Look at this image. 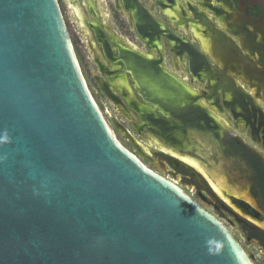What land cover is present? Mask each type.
<instances>
[{
  "label": "water",
  "instance_id": "95a60500",
  "mask_svg": "<svg viewBox=\"0 0 264 264\" xmlns=\"http://www.w3.org/2000/svg\"><path fill=\"white\" fill-rule=\"evenodd\" d=\"M0 264H254L117 139L58 0H0Z\"/></svg>",
  "mask_w": 264,
  "mask_h": 264
},
{
  "label": "rangeland",
  "instance_id": "374dc122",
  "mask_svg": "<svg viewBox=\"0 0 264 264\" xmlns=\"http://www.w3.org/2000/svg\"><path fill=\"white\" fill-rule=\"evenodd\" d=\"M136 1L151 14L152 18L155 21L160 22L173 34H176L181 38L183 36L186 41L194 44V46L205 56L209 68L212 72L216 69L219 63L214 58H212L209 53L202 49L198 38L192 33L191 29L187 25L183 27L175 26L167 16V14H165L160 8L161 12L163 13L162 14L160 10L154 5V0ZM180 1L182 4H185L186 0ZM192 1L198 8H201L197 3V1L199 0ZM212 1L213 0H208L207 3H212ZM229 1L231 2V0ZM58 2L88 88L96 104L104 115V118L107 120L108 124L114 131L117 139L121 142V144L132 154L134 153V155L153 172L171 181L172 183L174 182L177 187H186L184 184V180L186 179H184L183 177V171L180 168H178L177 170H173L170 165V159L168 157H163L159 151L169 152L167 150L172 149L179 155L188 157L190 156L192 159L196 160L207 172H209L215 180H223L224 184L228 188H230V190L238 193H244L246 197L252 201L251 204H254L253 200L247 193V189L241 188H244L245 186L249 188L251 185V176L249 174V170L238 159L232 157V155L230 154H225V147L222 146V153H219L217 148H213L218 147L219 139L222 145V143H226V141H228L231 137V132L233 131V122L228 112L224 111L223 113H220L223 123V129L220 132V135L228 125L229 127H227V131L223 132L221 137L219 136L217 140L212 138L211 136L207 137L205 135L195 133L191 130H187V132L183 133V136H178V134L171 135V142H167L164 139L162 141H159L160 137L156 136L153 132H149L147 129L138 131L135 128V125L139 124V120L135 113L130 111L124 104V102L123 104L113 103L105 96V94L101 91L99 85L96 83L95 78H105L104 74L99 71L96 62L101 61L104 63L106 62V60L101 46L99 44H95L92 30L89 28V23L95 22L102 25L103 31L105 32L109 40L113 39L116 43H120L126 47L135 49V51H138L144 55L153 53L156 57H162L161 59L164 68H166L168 71H171L176 77L183 80L186 84H189L190 86L195 88L197 92L200 91L205 93L209 90L210 80L207 77L205 78L208 80L207 88L205 79L200 81L194 78L191 72V65V71L190 68L188 69V56L186 54H183L180 57L176 56L172 44L169 42L165 35H160L161 51L156 52L155 50L151 49L148 46L147 42L138 34L135 26L133 28L134 24L132 25V12L124 7L122 0H58ZM121 3L124 9L122 8ZM215 5H217V3L213 4V6ZM91 7L94 11V14L91 11ZM225 7L226 4L217 9L220 11V16H223V19H225L224 16H226L225 10L228 12V8ZM210 9L211 8L206 9V12L209 17L216 22L217 14L214 12V10ZM77 10H79V13H81L83 22H81V20L78 18V15L76 16ZM129 12L132 16V21ZM228 20H224V22L225 24L229 25ZM227 26L224 25L220 27V29L223 30L228 35V37L238 45L239 36L236 35L235 32L233 33V31H231V29H229ZM209 59H212L211 64L209 62ZM258 61L259 59L256 56L254 58V62L257 63ZM211 65L214 66L212 67ZM230 75L232 77L234 76V80L246 92H248L253 97V99L256 100V102H258V104L264 111V96L262 95V92L258 87V80L254 81L253 75H251L250 77H242L238 69L234 71L230 70ZM129 84L132 86L130 79ZM132 93L133 99H140L137 95L138 93L135 87H133ZM192 113L195 114V112ZM235 124L240 125L237 123ZM246 126L244 125V127ZM174 130L177 131V129ZM126 133L130 136L132 143L135 139L139 142L141 148H139L138 145L136 146L138 153L141 155L143 152L146 153L147 157L153 158L152 161H150L146 157L142 158V156L137 153L136 149L129 141ZM238 134L245 137L246 143L264 157L263 133L261 134L262 142H251V140H249L248 138V131L245 128L238 129ZM155 139H157L162 145H159V143H157ZM134 143H136V141H134ZM162 146L166 147L167 150ZM139 149H142L143 152H140ZM214 162L216 163V165L214 164ZM217 165H219L220 167ZM181 187L179 188L182 189ZM192 197L194 200H196V202H198L200 206L205 207L207 210L213 213L222 223H224L229 228L231 233L244 248L246 253L252 257V262L254 264H264V244L261 241L255 239L254 235H252L255 233L250 232L241 225L236 224L233 218L228 214L215 209L213 206L214 201L211 197H208L207 200H202L197 196L196 192L193 193ZM255 211L256 212L253 213L260 216V214H258V210ZM259 212L262 213L261 211ZM262 218L264 219V214L262 215Z\"/></svg>",
  "mask_w": 264,
  "mask_h": 264
},
{
  "label": "bare ground",
  "instance_id": "6f19581e",
  "mask_svg": "<svg viewBox=\"0 0 264 264\" xmlns=\"http://www.w3.org/2000/svg\"><path fill=\"white\" fill-rule=\"evenodd\" d=\"M157 1L161 5V8H163L164 12L168 14L170 18L174 20L175 22L177 21V18L180 17V15H184L182 20L177 21V25L184 26L185 23L189 24L192 31L199 38L200 40L199 42H201L202 48L205 51L211 53L212 56H214L215 58H217L219 61H221L224 64V69H221L217 71L215 74L211 75L212 77L216 79V82L213 88L214 89L213 93H216L218 97L220 94H222L224 97L225 103L229 107L234 108L233 110L235 114L237 113V108L235 107H238V106L239 108L240 107L243 108L244 111H247V106H249L248 104L250 103L249 95H247L240 86L236 85L232 81V78H230L227 73L228 68H230L233 65H235L236 67L242 66L243 71L245 72L246 75H249L254 69L253 66L249 63L248 59H242V57L237 58L235 56L234 53H235V50L238 51V47H237L238 45L234 44L233 41H231V39L227 36V34H225V32L221 31L216 26L217 24L216 25L214 24V22L209 17V15L204 13L205 11L202 12L198 8H196L192 0L187 1L188 10L184 9V6H182L183 4H181V1L178 2V0H167L168 2H166L165 0H157ZM200 1L202 0H199V3H201ZM213 1L214 3L224 6L223 0H213ZM129 6L132 8L133 11H135L134 5L130 4ZM211 7L209 6V8ZM178 9H182L183 14H179L180 10L178 11ZM76 13L82 22L83 19H82L81 13H79V10H77ZM134 14H135L136 21L133 18V24L135 28L137 27L140 35H142V37L148 41V44L151 49L156 50L157 52H160L161 51V41L158 38V35L162 33L163 34L167 33L170 43L172 44L173 48L177 51V56L180 57L185 53H187L190 56L189 60H191V68H192L193 75L199 76L200 79L203 80L204 73L206 72L210 73V68L206 64V61L202 53L194 46V44H191L190 42L186 41V39H184L183 36L181 38L178 35L171 33L167 28H165V26L162 27L159 24V22L158 23L154 22L153 19H151V17L144 11V9L138 8V11L136 13L134 12ZM190 14L194 15L192 16L191 19H190V16H191ZM218 15H219V12L217 13V18H216L218 25L220 27L224 25L227 26L228 24H225L223 18ZM228 19H229L228 20L229 25L227 27L231 29L233 33L235 32V34L239 36L241 46L248 52L249 55H251V48L253 46L252 41H251L252 36L249 34V31L243 30V26L247 22L251 21L253 26L260 27L257 25L258 22L256 20H251L249 16H244L236 12L231 14L230 18ZM92 26L96 29V27L93 24ZM96 26L98 29L101 28L98 25ZM89 28H90V24H89ZM101 31L97 33L98 39L101 42H103V47L105 48V52L110 60L111 68L110 70H106L105 66L101 64L99 61L96 62V64H97L98 69H100L101 67V71H104V72L106 71L108 78L110 79L111 87H109L110 85L107 84V80L104 81L100 77H97L99 81V87L103 90L104 94L113 103L123 104L124 102V104L127 106V108L130 111L134 113L137 111L143 121V125L140 128L143 129L147 122L148 123L147 125L149 128H152V129L154 128L153 131L157 132L158 130H155V129H160L161 130L160 136L166 140H170V134L173 132L174 129H177V131L185 130L183 132H179L178 136L179 135L183 136L184 132H187V130H191L195 133L202 134L207 137L211 136L212 138L216 140L219 138L216 136L214 132H210L209 130L205 131L203 129H197L196 127H188V126H200V127L202 126L203 127L202 124L205 123L206 125H208L209 129L217 130L218 132H220L222 129V126L220 124L219 119L221 118V116L219 118L218 116L213 115L210 111L204 109L203 103L200 101V96L195 95V93L197 92L196 90H194L195 88L193 89L185 85L182 82L183 80L181 81L179 78L173 75V73L169 72L166 68H164L162 64V59H161L162 57L160 58L158 57L159 59L156 60V57L153 54L146 56L142 53L135 52L134 50L127 48L121 44L113 42L112 46L117 48L119 51V55L118 57H116L114 56V53H113L114 48H112L110 43H108L109 41L107 42L105 40L104 38L105 36L102 35ZM142 58L143 59L145 58L147 60L145 61ZM124 63L127 65L125 66V69H126L125 71L120 69L122 68V65ZM131 64H132V67H131ZM127 71L131 73V78H132V82L134 86L136 88L142 87V90L140 92L142 95L141 97L143 101L147 103V105H145L144 107L140 105L139 103H137L138 101L136 102V100L133 99V95H132L133 93L131 91L132 88L130 89L128 85L129 83H128L127 74H126ZM112 86H115V88L117 87L123 93V96L127 98L129 102L124 97L119 96V94L117 98L113 93V91H115L116 89L113 90ZM126 90L129 91V95H127ZM213 93L210 95V98L213 97ZM131 95H132V98H131ZM91 97L93 101L95 102L92 94H91ZM215 103L212 102V106H215L216 105ZM96 106L99 109L97 104ZM156 108L159 109L160 113L165 114L167 117H171L172 119L178 118L179 121L174 123L173 121L170 122L169 119H163V117L161 118L160 116L156 114L155 112ZM134 109L136 111H134ZM99 111L101 112L100 109ZM192 112H195V114H193ZM202 113L206 115V117L209 120H204ZM102 116L104 117L103 114ZM137 118L139 119V116H137ZM105 121L107 125L110 127L106 119ZM110 129L112 130L111 127ZM112 132L114 133L113 130ZM149 132H152V131H149ZM126 135L129 141L131 142L132 146L136 149V145L138 144L137 143H135L136 145L133 144L134 141L132 143L130 136L127 133ZM159 141H162V139L161 140L159 139ZM138 147L141 148L140 146ZM139 150L143 152L142 149H139ZM169 151L173 153L174 150L170 149ZM144 157L152 161V158H149L146 155ZM178 158H182V156ZM182 159L188 164H191L194 168H197L200 173L205 175L204 176L205 178L207 177L204 169L200 166V164L196 160L192 159L190 156L183 157ZM142 164L146 168H148L144 163ZM210 176L212 178V181H216L212 177L211 174ZM206 179L208 180V177ZM213 187L217 191V193L221 195L219 188H217L215 185ZM223 193H225V191H223ZM250 260H251V257H250Z\"/></svg>",
  "mask_w": 264,
  "mask_h": 264
},
{
  "label": "flooded vegetation",
  "instance_id": "af4514ba",
  "mask_svg": "<svg viewBox=\"0 0 264 264\" xmlns=\"http://www.w3.org/2000/svg\"><path fill=\"white\" fill-rule=\"evenodd\" d=\"M166 2H168L167 0H165ZM180 0H178V2H179ZM187 1L188 0H186L185 1V4L183 3V5L182 6H184V9H187L188 10V4H187ZM207 1L208 0H202V1H200L201 3H199V1H197V3L199 4V6L200 5H202V6H200L201 8H198L195 4H194V2H193V4L196 6V8H198L200 11H205L204 13H206L207 14V12H206V9H209V8H206V6L207 7H211V9L212 10H214V12L217 14L218 12H219V15L218 16H220V11L219 10H217L219 7H222L221 5H219V4H217V5H215V6H213V1H212V3H207ZM224 1V4H226V7L225 8H228L227 10H228V12L225 10V12H226V16H224L225 17V19H223V20H228V17L231 15V14H233V13H240L241 15H244V16H249L250 17V19L251 20H256L258 23H257V25L258 26H260V27H255V26H253V24L251 23V21L250 22H247L245 25H244V28H243V30H245V31H249V34L252 36V44H253V46H252V48H251V55H249L248 54V52L241 46V44H240V38L238 37V40H239V44H238V51L237 50H235V56L237 57V58H240V57H242V59H248V61H249V63L253 66V71L249 74V75H246L245 74V72L243 71V67L242 66H235V65H233V66H231L230 68H228V71H227V73H228V75H229V77L230 78H232V81L236 84V85H238V86H240L238 83H236V81L234 80L235 78H234V76L232 77L231 75H230V70H239V73H240V75H242V77L244 76V77H250L251 75H253V79H254V81H257L258 82V87L260 88V90H261V92H262V95L264 96V15L261 13V11H260V9L257 7V6H255V7H252V6H248V5H243V4H240L238 1H236V0H231V2H232V5H231V2L229 1V0H223ZM122 2H123V5H124V7L126 8V9H128V10H130L131 12H132V16H133V18H134V20L136 21V19H135V14H134V12L136 13L137 11H138V8H142V9H144V11L151 17V19H153L152 18V16H151V14L145 9V8H143L142 6H140V4L139 3H137V1L136 0H122ZM155 2H157L158 3V1L157 0H154V5L160 10V8H161V5L158 3H155ZM165 2V3H166ZM131 4V5H134L135 6V11H133L132 10V8L129 6V5ZM182 4V3H181ZM206 4V5H205ZM121 6H122V3H121ZM216 7V8H215ZM122 8H123V6H122ZM224 8V9H225ZM230 8V9H229ZM124 9V8H123ZM210 9V10H211ZM161 10L164 12V10H163V8H161ZM161 10H160V12H161ZM180 10V11H179ZM91 11H92V13L94 12L93 11V9H92V7H91ZM178 11H179V14H183V10L182 9H178ZM75 12V11H74ZM162 13V12H161ZM165 13V12H164ZM76 14V13H75ZM94 14V13H93ZM129 14H130V12H129ZM163 14V13H162ZM166 14V13H165ZM191 15V14H190ZM76 16H77V14H76ZM130 16H131V14H130ZM132 16H131V21H132ZM167 16L169 17V19L174 23V25L175 26H178L177 25V21H180V20H182L183 19V16L184 15H180V17H178L177 18V21L175 22L174 20H172L171 18H170V16L167 14ZM192 16H194L193 14L190 16V19L192 18ZM222 18H223V16H221ZM79 18V17H78ZM230 18V17H229ZM153 21L154 22H156V23H158L157 21H155L154 19H153ZM213 21V20H212ZM82 22H83V20H82ZM214 22V24L220 29V26L218 25V22H217V20H216V22L215 21H213ZM90 24V29H92V33H93V37H95L94 38V40H95V44H99L100 46H101V48H102V52L104 53V57H105V60H106V62H101V61H99L101 64H103L104 66H105V68H106V70H110V68H111V64H110V60H109V58H108V56H107V54H106V52H105V48L103 47V42H101L99 39H98V32H100L101 30V33H102V35L103 36H105L104 38H105V40L108 42V43H110V45H111V47L112 48H114V56H116V57H118V55H119V51H118V49L117 48H115V47H113L112 45H113V42H115L113 39H111V40H109V38L107 37V35L106 34H104L105 32L103 31V27H102V25H100V24H98V23H95V22H90L89 23ZM92 24L96 27V29L92 26ZM159 24L162 26V27H164L160 22H159ZM96 25H98V26H100L101 28L100 29H98L97 28V26ZM132 25H133V22H132ZM185 25H187L190 29H191V27H190V25L189 24H187V23H185L184 24V26ZM179 26H181V25H179ZM181 27H183V25L181 26ZM133 28H134V25H133ZM166 28V27H165ZM168 29V28H167ZM247 29V30H246ZM135 30V29H134ZM136 30H137V32H138V34L140 35V33H139V31H138V29H137V27H136ZM169 30V29H168ZM221 30V29H220ZM170 31V30H169ZM191 31H192V29H191ZM221 31H223V30H221ZM136 32V31H135ZM224 32V31H223ZM172 33V32H171ZM192 33L195 35V33L192 31ZM137 34V33H136ZM226 34V33H225ZM254 34V35H253ZM159 35H165L166 37H167V39H168V34L167 33H162V34H159ZM158 35V38L160 39V36ZM138 36V35H137ZM141 37H142V35H140ZM196 36V35H195ZM228 36V35H227ZM139 37V36H138ZM197 37V36H196ZM107 38V39H106ZM140 38V37H139ZM143 38V37H142ZM198 38V37H197ZM144 40H145V38H143ZM231 39V38H230ZM166 40V39H165ZM169 40V39H168ZM198 40H199V38H198ZM146 42H147V44H148V41L147 40H145ZM200 41V40H199ZM231 41H233L232 39H231ZM167 42V41H166ZM170 42V41H169ZM116 43V42H115ZM200 43V46L202 47V45H201V42H199ZM233 43L234 44H236L234 41H233ZM118 44H120V43H118ZM122 45V44H121ZM237 45V44H236ZM124 46V45H123ZM148 46H149V44H148ZM126 47V46H125ZM150 47V46H149ZM173 47V46H172ZM127 48H129V47H127ZM242 48V49H241ZM130 49H132V48H130ZM174 49V48H173ZM203 49V48H202ZM132 50H134L135 51V49H132ZM156 51V50H155ZM174 51H175V54H176V56H177V51L174 49ZM242 53V51H243V53L241 54L240 52ZM135 52H138V51H135ZM157 52V51H156ZM207 52V51H206ZM138 53H140V52H138ZM207 53H209V52H207ZM151 54H153V53H151ZM151 54H145L146 56H149V55H151ZM187 56H188V60L190 59V56L187 54V53H185ZM154 55V54H153ZM203 55V54H202ZM209 55L212 57V58H214L218 63H219V65L216 67V69L212 72L211 70H210V73H204V79L207 77L209 80H210V82H209V90L207 91V92H205V95H204V92H200V91H198V92H196L195 93V95H199L200 96V101L203 103V107H204V109H206V110H208V111H210L213 115H215V116H218L219 118H220V113H223L224 111H227L228 112V114L230 115V117H231V120H232V122H233V127H232V132H231V137L229 138V140L228 141H226V143H222V145H221V143H220V139H219V145H218V147H213V148H217V150L219 151V153H222V146L223 147H225V150H224V152H225V154H230V155H232V157H234V158H236V159H238L240 162H242L244 165H245V167L249 170V174H250V176H251V180H250V183H251V185H250V189L248 188V187H241L242 189H247V193H248V195L251 197V199L253 200V203L254 204H251L252 203V201L251 200H249L247 197H246V195L244 194V193H238V192H235V191H232V190H230V188H228L225 184H224V181L223 180H221V179H218V180H216V181H212V178H211V176H210V173L209 172H207L201 165V167L204 169V171H205V174L207 175V177H208V180L204 177L205 175L204 174H202V173H200L199 171H198V169L197 168H194L191 164H188L187 162H185V161H183V157H188V156H182V155H179L178 153H176V152H174L173 151V153L172 152H170L169 150H167L165 147H163L164 149H166L167 151H169V152H164V151H159L160 152V154L163 156V157H168L169 159H170V165H171V168L173 169V170H177L178 168H180L182 171H183V177H184V179H186V180H184V184H185V188H183V187H181V186H179V187H181L182 188V191L187 195V196H189L190 197V199L192 200V201H194L199 207H201L202 209H204L205 211H207L209 214H211V215H213L218 221H220L213 213H211L209 210H207L205 207H202V206H200L199 204H198V202H196V200H194L193 199V197H192V195H193V193H195L196 192V194H197V196L198 197H200V199H202V200H207L208 199V197H211L212 198V200L214 201V203H213V206H214V208L215 209H217V210H219V211H221V212H223V213H226V214H228L229 216H231L232 218H233V220H234V222L236 223V224H238V225H241L242 227H244V228H246L248 231H250V232H253V233H255V234H257V235H255V234H252V235H254V237H255V239L256 240H258V241H261L263 244H264V222H263V218H262V215L264 214V157L262 156V155H260V153H258L256 150H254V149H252L247 143H246V138L245 137H243V136H241V135H239L238 134V129H247V131H248V138H249V140H251V142H256V141H260V142H262L261 140H262V138H261V134L263 133L264 134V130H263V128H264V111L262 110V108H261V106L258 104V102H256V100H254L253 99V97L248 93V92H246L241 86V88L245 91V93L247 94V95H249V97H250V103L248 104L249 106H247V111H244L243 110V108H239V106L238 107H235V108H237V113L235 114V112H234V108H232V107H229L226 103H225V101H224V97H223V95L222 94H220L219 95V97L217 96V94L216 93H213V91H214V84H215V82H216V79L214 78V77H212L211 75H213V74H215L217 71H219V70H221V69H224V64L221 62V61H219L217 58H215L214 56H212V54L211 53H209ZM257 56V58L259 59V61L256 63V62H254V58ZM156 57V56H155ZM203 57H204V59H205V61H206V64L208 65V62H207V60H206V58H205V56L203 55ZM143 59V58H142ZM159 58L158 57H156V60H158ZM143 60H147V59H143ZM211 60L212 59H209V62H210V64H211ZM144 61V62H145ZM98 62V61H97ZM190 60H189V66L191 65L190 64ZM214 62V61H213ZM99 65V64H98ZM212 67L214 66V65H211ZM208 67H209V65H208ZM188 69H189V67H188ZM99 71L102 73V74H104V76H105V78H101V79H103L104 81L105 80H107V84L108 85H110L109 87H111V83H110V79L108 78V75H107V73H106V71L104 72V71H101V67H100V69H99ZM190 71H191V68H190ZM169 72H171V71H169ZM189 72V71H188ZM192 72V71H191ZM172 73V72H171ZM190 74V73H189ZM174 75V74H173ZM259 75V76H258ZM194 76V78H196V79H198V80H200V81H202L201 79H200V77L199 76H195V75H193ZM178 78V77H177ZM132 79V78H131ZM130 79V82L132 83V86L130 85V84H128L129 85V87H130V89H131V91H133V87H135L134 86V84H133V82H132V80ZM203 79V80H204ZM127 80H128V83H129V76H127ZM181 80V79H180ZM182 81V80H181ZM205 81H206V85H207V88H208V80L207 79H205ZM261 81V82H260ZM185 85H187V86H189V87H191V88H193L192 86H190V85H188V84H186L184 81H182ZM113 88V90H115V91H113V93H114V95L117 97L118 96V94H119V96H122V97H124L123 96V93L116 87L115 88V86H112ZM136 88V87H135ZM137 90V93L139 94V95H141V90H142V87H138V88H136ZM194 89V88H193ZM195 90V89H194ZM117 91V92H116ZM126 93H127V95H129V91L128 90H126ZM213 93V97L212 98H210V95ZM142 96V95H141ZM203 96V97H202ZM206 97H208V98H206ZM118 98V97H117ZM126 100H127V98L126 97H124ZM205 99V100H204ZM210 99H212V100H210ZM136 100V99H135ZM140 100H141V102H140ZM207 100V101H206ZM221 100V101H220ZM128 101V100H127ZM138 101V102H137ZM129 102V101H128ZM136 102L137 103H139L140 105H142L143 107L145 106V105H147V103L145 102V101H143V99H142V97H141V99H139V100H136ZM212 102L213 103H215V102H217L218 103V105H217V103H215L216 105V107L215 106H212ZM255 102V103H254ZM208 103V104H207ZM130 105V104H129ZM208 105V106H207ZM222 105V106H221ZM225 105V106H224ZM195 106V105H194ZM131 107V106H130ZM211 108V110H210V108ZM221 107V108H220ZM208 108V109H207ZM223 108V109H222ZM225 108V109H224ZM134 111H136L135 109H134ZM156 114L158 115V116H160L161 118L163 117V119H169V121L171 122V121H173L174 123H176V122H178L179 120H178V118H175V119H172L171 117H167L165 114H163V113H160L159 112V109L158 108H156ZM262 112V113H261ZM136 113V115L137 116H139V124H137V125H135V128L138 130V131H141V130H144V129H147V130H149V131H152L156 136H158V137H160V139H162L163 140V138L160 136V134H161V130L160 129H155V130H158L157 132H155V131H153V129L152 128H149L148 127V123L146 122V125L144 126V128L142 129V128H140L142 125H143V121H142V119H141V117H140V115H139V113L136 111L135 112ZM257 113V114H256ZM202 116L204 117V120H209L207 117H206V115H204L203 113H202ZM256 116H257V118H256ZM222 118V117H221ZM219 119L220 120V124H221V126H222V129H223V123H222V119ZM234 119V120H233ZM244 120V121H243ZM239 121V122H238ZM237 123V124H240V125H236L235 123ZM173 123V124H174ZM243 125V126H242ZM244 125L246 126V125H249V126H246V127H244ZM254 125V126H253ZM259 128H258V127ZM188 127H196L197 129H203V130H209L210 132H214L215 134H216V136L217 137H219V135H220V132L222 131V129H221V131L220 132H218L217 130H211V129H209V127H208V125H206L205 123H203V127L201 126H188ZM227 127H229V125L227 126ZM227 127H226V129L223 131V132H225V131H227ZM263 127V128H262ZM185 128H187V127H185ZM183 131H185V130H183ZM183 131H176V130H173V132L170 134V136L171 135H173V134H175L176 133V135L177 134H179V132H183ZM223 132H222V134H223ZM254 132V133H253ZM258 133H259V136H258ZM221 134V135H222ZM221 135H220V137H221ZM156 140V142L158 141L157 139H155ZM164 140H166V139H164ZM134 141H136V143L138 144V146H140L139 145V142L135 139ZM167 142H171V138H170V140H166ZM157 143H159V141L157 142ZM135 144V143H134ZM261 144V143H260ZM159 145H162V144H160L159 143ZM137 146V145H136ZM172 150V149H171ZM140 151V150H139ZM141 152V151H140ZM242 152H244V153H246L247 154V156H242ZM137 153H138V151H137ZM172 153V154H171ZM139 154V153H138ZM134 155V154H133ZM142 155H146V153H142ZM135 156V155H134ZM180 156H182V158H178V157H180ZM136 157V156H135ZM137 158V157H136ZM143 158V157H142ZM153 159V158H152ZM214 164L216 165V163L214 162ZM209 166V165H208ZM217 166H219V165H217ZM189 167H190V170L192 171H188L189 170ZM220 167V166H219ZM222 169V168H221ZM223 170V169H222ZM224 171V170H223ZM194 172V173H193ZM196 173V174H195ZM228 177V176H227ZM188 179V180H187ZM211 179V180H210ZM229 179V178H228ZM173 181V180H172ZM210 183H209V182ZM231 181V180H230ZM174 183V182H173ZM259 183H261V186H260V184ZM175 184V183H174ZM212 185V186H211ZM216 186L217 188H219V191H220V193H221V195L219 194V193H217V191L214 189V187L213 186ZM263 186V187H262ZM197 189H199V190H197ZM205 191V192H204ZM223 191H225V193H223ZM204 192V193H203ZM252 192V193H251ZM206 194V195H203V194ZM226 198V199H225ZM255 210H258V214H260V216L259 215H255L253 212H256ZM259 211H261L262 213H260ZM245 213V214H244ZM221 222V221H220ZM222 223V222H221ZM227 229H228V231L231 233V231L229 230V228L224 224V223H222ZM250 227H252V228H254V229H250ZM232 234V233H231ZM251 235V236H252ZM232 236L234 237V235L232 234ZM235 238V237H234ZM236 239V238H235ZM236 241L239 243V241L236 239ZM240 244V243H239ZM241 246V245H240ZM242 247V246H241ZM243 248V247H242ZM244 249V248H243ZM245 251V250H244ZM246 252V251H245ZM249 256V255H248ZM249 257H251V256H249ZM251 260H252V257H251Z\"/></svg>",
  "mask_w": 264,
  "mask_h": 264
},
{
  "label": "trees",
  "instance_id": "16d2710c",
  "mask_svg": "<svg viewBox=\"0 0 264 264\" xmlns=\"http://www.w3.org/2000/svg\"><path fill=\"white\" fill-rule=\"evenodd\" d=\"M242 156H247V154L246 153H244V152H242ZM260 184V186H261V183H259ZM263 187V186H262Z\"/></svg>",
  "mask_w": 264,
  "mask_h": 264
}]
</instances>
